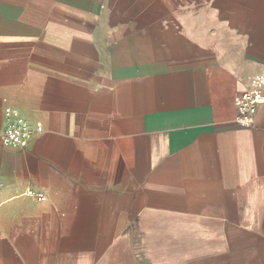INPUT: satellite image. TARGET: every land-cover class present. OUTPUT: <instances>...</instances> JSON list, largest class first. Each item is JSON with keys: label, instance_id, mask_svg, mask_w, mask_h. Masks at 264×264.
<instances>
[{"label": "crops", "instance_id": "1", "mask_svg": "<svg viewBox=\"0 0 264 264\" xmlns=\"http://www.w3.org/2000/svg\"><path fill=\"white\" fill-rule=\"evenodd\" d=\"M261 86L264 0H0V264H264Z\"/></svg>", "mask_w": 264, "mask_h": 264}, {"label": "built area", "instance_id": "2", "mask_svg": "<svg viewBox=\"0 0 264 264\" xmlns=\"http://www.w3.org/2000/svg\"><path fill=\"white\" fill-rule=\"evenodd\" d=\"M262 106H264L263 86L239 94L235 99L237 122L243 127L253 126ZM32 139V132L25 125L11 124L4 132V141L21 150L26 149Z\"/></svg>", "mask_w": 264, "mask_h": 264}]
</instances>
